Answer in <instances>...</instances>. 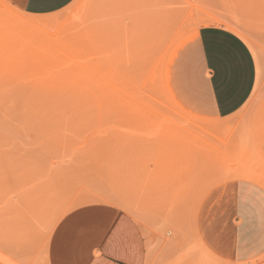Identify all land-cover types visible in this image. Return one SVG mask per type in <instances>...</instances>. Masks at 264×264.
Masks as SVG:
<instances>
[{"label":"rangeland","instance_id":"obj_1","mask_svg":"<svg viewBox=\"0 0 264 264\" xmlns=\"http://www.w3.org/2000/svg\"><path fill=\"white\" fill-rule=\"evenodd\" d=\"M5 1L0 259L49 264L67 212L110 205L140 264H264V0H167L162 31L159 0H73L47 15ZM205 24L239 34L255 61L252 93L227 118L193 109L177 71Z\"/></svg>","mask_w":264,"mask_h":264},{"label":"crops","instance_id":"obj_2","mask_svg":"<svg viewBox=\"0 0 264 264\" xmlns=\"http://www.w3.org/2000/svg\"><path fill=\"white\" fill-rule=\"evenodd\" d=\"M72 1L10 0L30 15L54 13ZM168 3L159 0L155 5L164 15L160 31L162 23L164 29L168 26ZM177 71L183 77L182 86L188 88V104L217 118L233 115L248 101L256 74L245 40L233 30L215 24L197 29L181 50ZM138 254L139 241L129 219L110 205H83L70 210L56 223L48 244L49 264H140ZM0 264L5 262L0 259Z\"/></svg>","mask_w":264,"mask_h":264},{"label":"bare ground","instance_id":"obj_3","mask_svg":"<svg viewBox=\"0 0 264 264\" xmlns=\"http://www.w3.org/2000/svg\"><path fill=\"white\" fill-rule=\"evenodd\" d=\"M146 6H147V5H146ZM148 11H150V9H149ZM145 14H146V13H145ZM149 16H151V14H150ZM22 18H23V17H22ZM139 19H140V18H139ZM139 19H138V21H139ZM140 20H141V19H140ZM25 21H26V20H25ZM28 21H29V22H32V21H30V20H28ZM135 22L137 23L136 20H135ZM139 22H141V21H139ZM142 22H143V20H142ZM146 22H147V21H146ZM32 23H33V22H32ZM132 23H133V22H132ZM136 23H135V24H136ZM143 23H145V22H143ZM148 23H149V22H148ZM152 24H153V23H152ZM155 24H156V23H155ZM152 26H153V25H152ZM132 27H133V26H132ZM134 27H137V25H136V26L134 25ZM139 27H140V26H139ZM140 29H143V28H140ZM135 30H137V29L135 28ZM135 30H134V32H135ZM137 31H138V30H137ZM147 31H148V30H147ZM156 31H157V33H158V30H156ZM156 31H155V32H156ZM131 33H133V32H131ZM131 33H130V35H131ZM137 33H138V32H137ZM128 34H129V33H128ZM142 34H143V33H142ZM149 35H150V34H149ZM131 36H132V35H131ZM134 36H136V35L134 34ZM144 36H145V35H144ZM146 36H147V35H146ZM150 36H151V35H150ZM150 36H149V37H150ZM132 37H133V36H132ZM137 37H138V36H137ZM152 37H153V36H152ZM153 39H154V38H153ZM130 40H131V37H130ZM151 40H152V39H151ZM154 40H155V39H154ZM132 41H133V40H132ZM148 41H149V40H148ZM155 41H156V40H155ZM134 42H135V40H134ZM136 43H137V42H136ZM136 43H135V44H136ZM138 43H139V42H138ZM150 43H151V42H150ZM148 44H149V43H148ZM137 45H138V44H137ZM143 45H144V44H143ZM155 45H156V44H154V46H155ZM169 45H170V44H169ZM132 46H133V45H132ZM132 46H131V47H132ZM147 46H148V45H147ZM147 46H146V47H147ZM143 47H144V46H143ZM146 47H145V48H146ZM165 47H167V46H165ZM137 48H138V47H137ZM164 49H165V48H164ZM168 49H169V48H166V50H163L165 55H166ZM136 52H137V51H136ZM128 53H129V52H128ZM129 54H130V53H129ZM141 54H142V53H141ZM133 55H135V54H133ZM138 55H139V54H138ZM130 56H131V55H130ZM135 56H136V55H135ZM135 56H134V57H135ZM146 56H148V54H147ZM134 57H133V58H134ZM141 57H142V56H141ZM141 57H140V58H141ZM142 58H143V57H142ZM146 59H147V58H146ZM136 60L138 61V60H141V59H136ZM136 60H134V61L137 62ZM144 60H145V59H144ZM142 61H143V60H142ZM147 61H148V60H147ZM139 62H140V61H139ZM134 64H135V63L133 62V66H134ZM137 64H138V63H136V65H137ZM139 65H140V64H139ZM133 66H132V67H133ZM133 70H134V69H133ZM135 71H139V70L136 69ZM136 73H137V72H135V74H136ZM137 74H138V73H137ZM260 160H261V159H260ZM261 162H262V161H261ZM245 163H246V162H245ZM247 164H248V163H247ZM247 164H244V165H246V167H247ZM248 165H249V164H248ZM242 167H243V166H242ZM247 168H248V167H247ZM249 168H250V167H249ZM252 168H253V167H252ZM245 171H246V170H245ZM245 171H244V172H245ZM253 171H254V169H253ZM242 172H243V171H242ZM210 185H211V184H210ZM197 200H198V199H197ZM198 201H199V200H198Z\"/></svg>","mask_w":264,"mask_h":264}]
</instances>
